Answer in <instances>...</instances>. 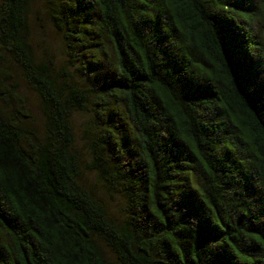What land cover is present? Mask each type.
Returning a JSON list of instances; mask_svg holds the SVG:
<instances>
[{"label":"trees","instance_id":"trees-1","mask_svg":"<svg viewBox=\"0 0 264 264\" xmlns=\"http://www.w3.org/2000/svg\"><path fill=\"white\" fill-rule=\"evenodd\" d=\"M35 3L0 0V264H264V0H48L72 71Z\"/></svg>","mask_w":264,"mask_h":264},{"label":"rangeland","instance_id":"rangeland-1","mask_svg":"<svg viewBox=\"0 0 264 264\" xmlns=\"http://www.w3.org/2000/svg\"><path fill=\"white\" fill-rule=\"evenodd\" d=\"M33 29L36 35V43H39L37 49L42 52V48L45 47L47 50L42 52V56L51 57L55 60L57 68L61 66L68 65L69 70H75L77 67L76 55L68 54V50L64 49L63 36L58 32L54 21L52 20V15L50 13V4L48 0H36L35 10L32 17ZM107 40V39H106ZM47 46V47H46ZM72 52V50H71ZM80 63V62H79ZM20 92H22L27 97V104L32 108L33 114L36 116L37 122L42 124L43 117L41 115V105L38 95L35 91L28 86L25 80L20 76ZM75 129L77 144L81 149L84 156V161L86 164L90 161V152L88 145V127L89 123L92 121L91 114L86 112L76 113L74 116ZM86 171V178L90 185L96 186L97 191L103 195L106 201L111 205L114 213L120 217L122 216V210L126 207V201L121 192L110 191L106 186L100 181V178L95 172L89 170ZM127 208V207H126Z\"/></svg>","mask_w":264,"mask_h":264}]
</instances>
